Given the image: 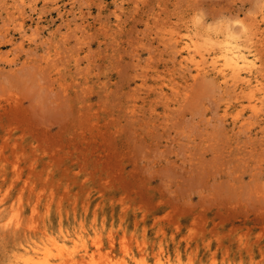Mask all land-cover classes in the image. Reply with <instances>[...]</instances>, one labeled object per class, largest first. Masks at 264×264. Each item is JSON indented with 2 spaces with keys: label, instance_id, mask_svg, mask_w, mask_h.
I'll return each mask as SVG.
<instances>
[{
  "label": "rangeland",
  "instance_id": "rangeland-1",
  "mask_svg": "<svg viewBox=\"0 0 264 264\" xmlns=\"http://www.w3.org/2000/svg\"><path fill=\"white\" fill-rule=\"evenodd\" d=\"M188 30L264 77V0H0V264H264V103L193 79Z\"/></svg>",
  "mask_w": 264,
  "mask_h": 264
},
{
  "label": "bare ground",
  "instance_id": "bare-ground-1",
  "mask_svg": "<svg viewBox=\"0 0 264 264\" xmlns=\"http://www.w3.org/2000/svg\"><path fill=\"white\" fill-rule=\"evenodd\" d=\"M255 36H258V33H255ZM171 40L180 47L183 54L181 64L187 67L190 66L193 69V79L211 70L217 75L222 84L227 85L228 83H232L235 88L241 89L247 99L250 112L256 115L261 111L262 104L264 103V77L261 73V62L258 53L251 50L252 47L256 46L253 45L254 42L248 44L251 46L249 48V46L239 41L235 32L231 30L215 33L214 35L206 33V41L211 43V51L203 49L200 44V38L190 34L189 30L186 36H182L180 33H172ZM8 227L9 224L1 226V233L10 231ZM10 232L15 234L16 230H11ZM44 236L48 239L47 241L51 242L49 244L54 248L61 250L65 248L63 245L64 239H66L65 236L61 239L48 233ZM95 241L97 242L96 245H98V241ZM84 251L86 254L88 253L85 247ZM50 252L51 250H45L44 257H40L37 247L29 251L25 250L24 254L28 255V257L24 258L22 263L49 264ZM125 253L128 252L125 250ZM15 258V261L11 264H21V258L16 256ZM58 258L62 261V264H80L72 253H69V256H65L60 251ZM93 259L94 257L91 254L90 260L88 262L85 260V263L92 264L94 262ZM157 262V264H162L161 257H158ZM116 264H126V261L122 259Z\"/></svg>",
  "mask_w": 264,
  "mask_h": 264
}]
</instances>
